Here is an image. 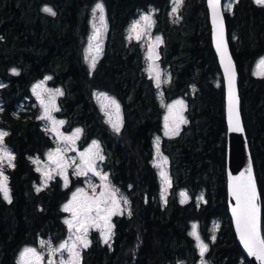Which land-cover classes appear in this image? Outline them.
<instances>
[{
	"label": "trees",
	"instance_id": "obj_1",
	"mask_svg": "<svg viewBox=\"0 0 264 264\" xmlns=\"http://www.w3.org/2000/svg\"><path fill=\"white\" fill-rule=\"evenodd\" d=\"M98 1L105 7L108 25L103 50L95 69H90L85 47ZM45 5L55 15L44 12ZM151 7L156 9L154 31L163 40L160 61L170 74L163 95L167 101L184 98L186 105L187 123L161 141L171 181L166 203L153 164L164 108L146 71L141 44L127 35L139 10ZM170 8L169 0H0V128L9 133L5 142L15 156V166L6 165L11 203L0 193V264H19L25 245L65 239L69 228L63 205L81 183L72 176L65 186L57 176L36 191L41 175L31 157L43 155L53 138L38 119L39 111H27L23 102L42 81L62 89L56 116L64 120L65 131L82 130V145H101L102 168L129 202L131 215L112 219L114 237L105 244L99 234L92 235L81 250L80 264H197L200 250L190 235L193 222L208 240L205 255L211 264H251L229 212L225 87L206 0H184L176 20ZM225 22L239 74L264 237V76L254 73L264 55V8L255 0H233ZM99 91L118 101L119 132L104 119L95 98ZM182 191L189 194L183 204Z\"/></svg>",
	"mask_w": 264,
	"mask_h": 264
},
{
	"label": "snow or ice",
	"instance_id": "obj_2",
	"mask_svg": "<svg viewBox=\"0 0 264 264\" xmlns=\"http://www.w3.org/2000/svg\"><path fill=\"white\" fill-rule=\"evenodd\" d=\"M257 4L264 5V0H255ZM174 6L172 11L175 13L177 11V6L182 3V0H173ZM209 6L212 9V15H213V24H214V39L217 47V51L220 53L221 56V63L224 66L226 80H227V87H228V111H229V120L230 123L232 122L233 113L235 109V116H236V125L233 128L234 131H243V129L239 125V113H238V99L235 96V67L231 62V58L227 56V44L223 38V17L222 15L217 11V9L220 6V0H208ZM226 9L230 10L232 8V4L229 3L226 6ZM43 11L46 13H49L51 15H55V13L52 11L49 7H44ZM100 12V21L103 26L104 21V8L103 4L97 3L95 7L93 8V15L95 16L96 12ZM145 21H150V17L144 16L142 17ZM139 22H136L133 24L132 30L134 31L137 27ZM100 36V29L95 28L93 37L90 38V45L91 48V40H96ZM156 43H162V40L159 36L155 38ZM97 53H99L100 48L97 46L96 49ZM151 53L152 48L149 49V59H151ZM86 60H88V56L85 57ZM96 66V57L93 56L90 61V69H95ZM264 66V58L261 59V61L258 64V67ZM153 70V66L150 65L149 71H150V78L151 77V71ZM13 74H19L16 69H12ZM160 72L157 71L155 75V81H156V87L159 88L161 85V79H160ZM51 79V77H46L45 80ZM167 82V81H164ZM43 81L40 82V84H37L33 88V92L37 95V98L40 99V103L42 107L44 108V113L38 119L42 120H50L53 124V128L51 131H56L55 125H63V120H55L50 115L51 111H59V109L55 106V99L54 95L50 96L49 102L45 104L44 100L41 98L40 93L37 92V89L43 88ZM4 85L0 84V87H3ZM55 95H63L62 91L60 89L55 90ZM103 97L105 100H108L111 105H114L116 108L117 113L119 112V104L117 101L113 98L107 97L105 93H99L97 94V98L100 99ZM176 105H180L183 107V101L177 100L172 105H168V111L169 113L172 112L173 108ZM105 106L102 104V109ZM168 116H165V128H168L167 125ZM109 123L112 124L113 129L116 132L120 131L121 124L120 123H113L111 121V118H109ZM181 123H187V120L183 119L181 117ZM81 129L77 128L75 132L71 136L64 137L65 141L75 143V138H78L79 134L81 133ZM178 127L173 131L172 134H178ZM169 132L166 131L165 135H168ZM9 133L7 131L0 130V193L3 194V198L7 200L9 203H11V197H10V190L7 185L8 177L4 174L3 171V163L6 160L9 167H14L13 161L15 160L14 154L6 147L4 143V138L7 137ZM95 149V151L93 150ZM74 150V149H72ZM156 151L159 155V138L156 140ZM60 149H57L56 152H50L48 154L49 159L53 160V162L56 164L57 168L60 169V175L64 174L65 168L67 165L63 163V157L59 155ZM81 158V165L77 166V169L75 170V175H87L88 172H92L93 175L100 176L101 181H107L108 177L106 174L101 175L98 171H96V165L95 160L100 159L103 160L104 157L100 155L99 153V145L96 141H92V145L85 149L84 152L80 153ZM164 161H167V158H164ZM37 161H34V163ZM37 171H40L38 168ZM161 176L163 178V181L165 184H167L168 187H171V181L167 177V175L161 171ZM44 176L46 179L43 181V185L47 186V180L52 179V176L50 173H44ZM244 176V173H241V177ZM237 180H240L239 177L236 178ZM68 180L67 177H65V186H67ZM41 187H37L36 191H41ZM93 190H95V186H93ZM232 195L236 200V205L232 208L233 217L235 220L237 232L239 233L241 242L243 243L244 247L248 250L249 255L256 257L258 260L264 261V237L261 236L260 233V225H259V206L256 203L258 196L255 186L254 178L251 174V163H249L248 168V176L246 178V182L243 183H237L235 186L231 189ZM83 192V189H77L75 193H73L72 200H70L67 204L63 206V210L65 212H71L72 218L66 219L64 221L65 224L68 225L69 230H72L73 228L76 229L77 232L83 231L85 234L88 231L89 227H96L99 228L100 225L96 223L97 219L103 220L105 222L107 231L102 232L101 235L104 239V243L108 244L111 236H112V225L109 224L110 217L114 214H117L118 212H121L122 210L117 207L115 210L110 209L108 207H103L102 205L107 204L106 193L108 197L112 198L113 204H117L115 200V193L108 190V185L104 184L103 190L100 192L99 197L93 199L91 197L85 198L83 200H79L78 196L80 193ZM167 192L166 187H162L161 189V198L166 203V196L165 193ZM181 200L180 202L186 203L187 202V193L181 192L180 193ZM200 201L204 200L203 194L199 197ZM123 202L125 205H127L129 202L126 198H123ZM131 215V212L128 213ZM193 231L190 233V235L194 236L197 240V246L200 249V255L201 257L204 256V253L208 250V245L205 244L201 239L197 232V225L193 224ZM219 225L214 226V231L217 229ZM77 240H81L80 236H77ZM212 240L215 241V235L212 236ZM48 242L41 241V246L46 244ZM84 247L88 246L89 241L84 239L82 241ZM110 246V245H109ZM62 250H65L69 253L68 257V264H73V258L75 256H78V252H75L73 247H69L67 242L61 243L58 248L51 249V252L54 254L56 252H60ZM27 254H31V257L34 258L37 261V264H39L41 260V256L36 252V249L34 248H25L24 251L21 253V261L24 260L25 256ZM49 264H52L50 261ZM60 264H64V261L61 260ZM203 264V261H202Z\"/></svg>",
	"mask_w": 264,
	"mask_h": 264
},
{
	"label": "rangeland",
	"instance_id": "obj_3",
	"mask_svg": "<svg viewBox=\"0 0 264 264\" xmlns=\"http://www.w3.org/2000/svg\"><path fill=\"white\" fill-rule=\"evenodd\" d=\"M183 1L184 0H182V3H183ZM169 2H170V6H171V8H170L171 18L176 20L179 17V12H180L179 9H180L182 3L179 4V6H177V11L174 13L172 11V9L176 5H174L173 0H169ZM97 3L103 4L100 1H98ZM229 3H231L233 5V0H224V10L225 11L227 10L225 6ZM95 5L93 6V8L95 7ZM44 7L51 8L48 5H45ZM93 8H92L91 20H90V35H89V39H88L86 47H85V57H86V55L88 56V60H86V61L89 65V67H90V61H91L93 56L96 57V63L100 57L101 50H103V47H104L105 34H106V30H107V25H108L104 5H103V8H104L103 26H102L101 21L99 19L100 15H101L100 12L97 11L95 16H94L93 15ZM155 11H156V9L152 8V7L149 9L139 10L137 15L130 22L127 35H128L129 40L136 41V42H139L141 44L143 51H144L146 71H147L148 75L150 76L149 67H150V65L153 66V70L151 71V77L154 80L155 84H156V81H155L156 72L159 71L161 74L160 75L161 85L158 88V96H159V100H160V102L164 108V123H163L164 124L163 125L164 126V134L166 131H168L169 132L168 135H170L172 133V131L177 128L178 123L179 124L181 123V117L183 116V119H186V116H185L186 105H185V99L184 98H177L175 100L167 101L163 95V87L166 83H168V81L170 79V74H169L168 69L164 65H162V63L160 61V46L162 45V43H156L155 38L157 36H159L162 40V36L160 33L154 31V22H155L154 14H155ZM144 16L150 17V21L143 20L142 17H144ZM136 22H139V24L137 25L136 29L133 31L132 27H133V24H135ZM95 28L100 29V36H99L98 40H91V48H90L89 47L90 38L93 37ZM99 42L101 43V45L99 46L100 51H99V53H97L96 49H97V44ZM162 42H163V40H162ZM150 47L152 48L151 59H149ZM262 58H264V55H262L256 61L255 66H254V73L256 75H259V76H264V66L258 67V64ZM164 81H167V82H164ZM33 88H34V86H33ZM56 89H60L62 91L61 88L52 87V86H50L44 82L43 88L37 89V92L40 93V96L44 100L45 104H47L49 102L50 96L54 95L55 106H56L57 99L60 96V95H55ZM32 92H33V90H32ZM99 93H105L107 95V97H110L113 99H115V97H113L112 95H110L106 92H102V91L95 93L96 101L100 105V108H101V111L104 115L105 121L108 123L109 127L113 131H115L112 127V124L109 123L108 121H109V118H111V121L113 123H120L122 125V116H121L120 107H119V112L117 113L115 106L111 105L108 100H105L103 97H101L100 99L97 98V94H99ZM32 99H34V101ZM177 100L183 101V107H181L180 105H176L173 108L172 112L169 113L168 105H172ZM26 103H28L30 105H32V104L35 105V107L39 111V117L41 115H43L44 108L42 107V105L40 103V99L37 98V95L34 92H33L32 98L29 99V101H25L24 105ZM117 103H118V101H117ZM102 104L105 106L103 109H102ZM1 106H2V104L0 102V109H1ZM176 109H178V113L176 112ZM50 115L52 116V118H54L57 121L63 120V119L56 116V111H51ZM165 116H168V121H167L168 128L167 129L165 128ZM41 121L43 123L45 130L53 138V145L51 147H49L44 152L43 155L31 157V160H32L36 170L38 168L40 169L39 173L41 175V180H40V183L37 185V187L45 188V186L43 185V181L46 179V177L44 176V173H50L52 176V179L54 177L59 176L60 178L63 179L64 182H65V177H67L68 181L70 180V178L72 176L79 178V179L81 178V183L73 189L68 200L64 203V205H65L70 200H72L73 193H75L77 191V189H83V192L80 193L78 196L79 200H83V199L88 198V197L95 199V198L99 197L100 192L103 190L104 184H107L108 190L115 193V200H116L117 204H113L112 198L108 197L107 193H106L105 198L107 199V204L102 205V206L108 207V208L113 209V210H115L117 207H119V209H121L122 211L118 212L117 214L128 213L129 212V204L125 205L123 202V198L127 199V196H126L123 189H121L120 187H118L117 185L114 184L109 173L102 168V161L104 159L103 160L96 159L95 165H96V171H98L101 175H104V174L107 175V177H108L107 181H101L100 176L93 175L92 172H88V174L86 176L83 174H81V175H75L74 174L75 170L77 169V166L81 165L80 153L84 152L85 149H88L92 145V141L89 142L88 144L82 145L81 144V133L79 134L78 138H75L74 144L71 142L65 141L64 137L71 136L78 127L73 128L71 131H65V129H64L65 122H64L63 125H55L56 131H51V129L54 127L52 122L50 120H42V119H41ZM0 130L5 131L2 128H0ZM157 138H159L158 135H156L154 138L155 148H154L153 164L155 165L158 173L160 174L161 171H163V172L168 171V163H167V161L166 162L164 161V158L166 156L162 153V151L160 149V145H159V153L160 154L159 155L157 154V151H156V140H157ZM159 142H160V139H159ZM4 143L6 145L5 138H4ZM98 145H99V153H100V155H102L104 157L103 149L99 143H98ZM6 147L9 149V147L7 145H6ZM57 149H60L59 155L61 157H63V163L65 165H67L63 175L59 174L60 169L57 168L56 164L53 162V160L49 159V156H48V154L50 152H56ZM72 149H74V150H72ZM93 150L95 151V149H93ZM34 161H37V162L34 163ZM6 165H8V163L5 160L3 163V171H4V174L7 176ZM160 176H161V174H160ZM160 179L162 181V187L167 188V184L164 183L162 176L160 177ZM50 180L51 179L47 180V185L50 182ZM7 185L9 188L8 180H7ZM93 186H95V190H93ZM115 215L116 214H114L110 217V220H109L110 225H112L111 220H112L113 216H115ZM70 216H72V213L66 212L65 220L71 219ZM96 223H98L100 225V227L99 228L91 227V229H97L100 233L107 231L105 222L103 220L97 219ZM193 224L197 225V222L192 223L190 232L193 231V227H192ZM90 231H87V233L85 234L84 232H81V231L77 232L76 229L73 228L72 230L68 231L67 237L65 239H63L62 241H60L59 243H53V242H51L50 239L45 238V239L40 240L38 246H28L25 248L36 249V252L41 256V260H40L39 264H49L50 261L52 262V264H60L61 260L64 261V264H68L69 253L67 251L62 250V251L56 252L54 254L51 252V249L58 248L61 243L67 242L69 247H73L74 251L78 252V256H75L73 258V264H80L81 250L84 248L82 241L84 239L89 241L88 237L90 235ZM197 232L200 236V239L205 244L209 245L208 240L206 239L207 240V242H206L205 238L198 231V227H197ZM77 236H80L81 240H77ZM194 239H195V237H194ZM41 241H46L48 243L41 246ZM195 242L197 245L198 242L196 239H195ZM25 248H23L19 253V256H18L19 264H37V261L31 257V254H27L25 256L24 260L21 261V253L24 251ZM202 261H203V264H211L210 260L206 257L205 254L203 257H201V255H200L197 264H202ZM177 264H186V263H184L183 261H178Z\"/></svg>",
	"mask_w": 264,
	"mask_h": 264
},
{
	"label": "water",
	"instance_id": "obj_4",
	"mask_svg": "<svg viewBox=\"0 0 264 264\" xmlns=\"http://www.w3.org/2000/svg\"><path fill=\"white\" fill-rule=\"evenodd\" d=\"M206 5L209 11V19H210V24H211V30H212V41H213V48L216 53L219 67L221 70L222 78H223V83L225 87V103H226V121H227V190H228V206H229V212L230 216L233 221V226L234 230L237 236V239L243 249V252L251 262V264H264V261L258 260L256 257L249 255L248 250L244 247L243 243L241 242L239 233L237 232L235 220L233 217L232 213V208L236 205V200L232 195V187L235 186L237 183H243L246 182V178L248 176V168H249V163H251V174L252 177L254 178L255 181V186H256V191H257V196L258 199L256 203L259 206V225H260V233L261 236L263 237L262 234V229H261V206L259 202V191L257 187V182H256V177H255V172H254V167H253V161L251 157V152H250V146L248 142V138L246 135L245 127H244V122L242 118V112H241V98H240V89H239V74H238V69L237 65L235 63V60L233 58L230 44H229V39H228V30H227V25L225 22V10H224V0H220V6L217 9V11L222 15L223 17V38L227 44V56L231 58V62L235 67V96L238 99V113H239V125L243 129V131H234L233 128L236 125V116H235V109L233 113V118L232 122L230 123L229 120V111H228V87H227V80H226V75H225V70L224 66L221 63V56L220 53L217 51L215 39H214V24H213V15H212V9L209 6L208 0H206ZM99 39V38H98ZM96 39V40H98ZM101 43L99 42L97 46H100ZM241 173H244V176L241 177ZM239 177L240 180H237L236 178Z\"/></svg>",
	"mask_w": 264,
	"mask_h": 264
},
{
	"label": "flooded vegetation",
	"instance_id": "obj_5",
	"mask_svg": "<svg viewBox=\"0 0 264 264\" xmlns=\"http://www.w3.org/2000/svg\"><path fill=\"white\" fill-rule=\"evenodd\" d=\"M259 6H261V7H263L264 8V5H260V4H258ZM32 98V97H31ZM30 98V99H31ZM33 101H34V99H32ZM27 101V100H26ZM29 101V100H28ZM25 102V101H24ZM24 102H23V104H24ZM24 107L25 108H28V109H26L27 111L28 110H30V109H37V108H35V105L34 104H32V105H30V104H28V103H26L25 105H24ZM37 111H38V109H37ZM176 112L178 113V109H176ZM183 117V116H182ZM186 120V119H185ZM164 123V117H163V122H162V124ZM185 123H178V125H177V127H178V129L180 130L181 129V127L184 125ZM164 125V124H163ZM174 131V130H173ZM173 131H172V133H173ZM170 134V135H174V134ZM159 136V139H160V142H159V145H160V149H161V141H162V139H163V137L165 136V134H164V126L162 127V132L160 133V135H158ZM162 151V150H161ZM163 153V152H162ZM164 154V153H163ZM165 155V154H164ZM167 158V163L169 162V160H168V157H166ZM166 175H167V177H169V179H170V173H169V166H168V171L167 172H164ZM159 176H160V174H159ZM161 177V176H160ZM182 192H185V193H187L186 191H182ZM187 197L189 198V194L187 193ZM180 199H181V197H180ZM205 200H203L202 202H204ZM114 217V216H113ZM65 218H66V216H65ZM70 218H72V216H70ZM113 219V218H112ZM111 224H112V236H111V238H113L114 237V235H115V228H114V225H113V222H112V220H111ZM197 227H198V231L200 232V234L205 238V240H206V237L202 234V232H201V228H200V225L197 223ZM91 230V231H90ZM88 231H90V235H89V237H88V239H89V241H90V237L92 236V235H94V234H99L101 237H102V235H101V233L97 230V229H91V227H89L88 228ZM81 232H83V231H81ZM102 239H103V237H102ZM209 239H210V237H209ZM104 240V239H103ZM206 242H207V240H206ZM28 246H31V245H25L23 248H25V247H28ZM35 246H38V245H35ZM22 248V249H23ZM204 254H206V252L204 253Z\"/></svg>",
	"mask_w": 264,
	"mask_h": 264
}]
</instances>
